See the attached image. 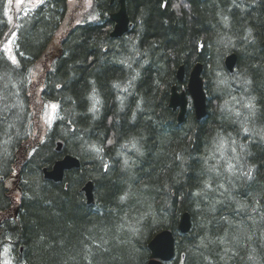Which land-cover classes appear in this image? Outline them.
I'll list each match as a JSON object with an SVG mask.
<instances>
[{
	"label": "trees",
	"instance_id": "1",
	"mask_svg": "<svg viewBox=\"0 0 264 264\" xmlns=\"http://www.w3.org/2000/svg\"><path fill=\"white\" fill-rule=\"evenodd\" d=\"M127 4L132 35L110 38L109 0H93L91 14L68 0H44L28 11L0 0V264H147L148 242L163 229L176 238L175 257L165 264H264V202H256L264 187V143H249L240 125L231 124L241 118L228 111L240 110L262 137L264 0ZM94 12L101 16L94 19ZM85 14L91 17L84 20ZM12 36L15 59L3 46ZM125 39L134 40L117 47ZM234 39L235 71L225 67L226 53L220 67L237 94L255 101L253 112L227 104L230 97L215 90L220 88L208 75L216 52ZM136 50L148 55L139 60ZM197 61L204 64L207 114L196 119L190 102L179 124L169 106L171 87L186 89L177 69L185 64L189 74ZM38 65L42 70L36 71ZM52 102L60 117L43 132L40 113ZM218 133L239 134L235 152H226L242 170L250 211L236 209L233 198L228 206L194 201L209 191L207 178L225 177L204 159ZM133 139L137 147L127 158L122 151ZM93 141L101 152L88 147ZM66 154L81 158V166L67 169L59 182L45 178L43 168ZM88 180L94 182L92 204L82 189ZM185 211L192 227L182 233Z\"/></svg>",
	"mask_w": 264,
	"mask_h": 264
},
{
	"label": "rangeland",
	"instance_id": "2",
	"mask_svg": "<svg viewBox=\"0 0 264 264\" xmlns=\"http://www.w3.org/2000/svg\"><path fill=\"white\" fill-rule=\"evenodd\" d=\"M68 1H69L70 6H80L81 7V12L88 11L91 14V11L94 10V6H92V0H68ZM43 2H44V0H9V5L10 6H12V5L17 6V10L28 11L30 8H34V7H37V6H41V4ZM85 12H83V13H85ZM85 16H87V17H84V20L86 18H90L91 17V15L88 16L87 14H85ZM92 17L95 19L94 13L92 14ZM130 34L132 35V32H130ZM125 37L127 38L128 36H125ZM110 38H117V37L110 36ZM126 40H130L131 41L133 39H125L124 41H122L121 43H119V45L117 47H121L122 45L126 44L125 43ZM232 41L233 42L229 43L231 45H228L225 48H223V49H226L224 52H222L223 49L222 50H219L217 52L220 53V55H223V54L226 53L225 54V57H226L227 52L231 51V49H233L235 47L236 48H239V47H237V44L235 43V39L232 40ZM14 44L16 45V40L14 39L13 36L7 42L3 43L4 49L11 56V59H15V57H16V54L13 55V53H12V51L14 49ZM137 52H138V54H137ZM125 53H126V51H125ZM220 55L218 56V58L216 60V64L211 69V82H214L215 85L217 84L219 86V88L221 86H225L226 85L227 89H224L225 91H222V92H224L222 95L223 96L230 97L229 99H227V104L230 103V104H234V106L239 105V106H243L244 107V104L247 102V99L245 97L240 96L239 94H237L238 91H239L238 90L239 89L238 86H235L234 84L232 85L231 83H229V79H226V77H225L226 74H225V72L220 67V66H222L221 63H220L221 60L219 58ZM134 56H136L137 58H139V60H141L143 57H146L147 54H146V51L141 53L140 50L139 51L136 50ZM224 60H225V58H224ZM210 65H209V67H210ZM39 69L42 70V68H41L40 65H38L36 67V71H38ZM209 71H210V68H209ZM230 73H233V72H230ZM220 81H224V83H221ZM184 83H186V80L183 82L182 85H184ZM212 85H214V84H212ZM214 86H212V87H214ZM215 90H219L218 87H216ZM249 90H247V91H249ZM233 98H235V99H233ZM237 101H239V103H237ZM251 101H252V103L254 105L255 104V101H253V100H251ZM54 105H57L58 107H53ZM254 107H255V105H254ZM232 109H233L232 106H230L228 108V111H231V115H233V117L236 118L237 116L235 115V111L237 109H235V110H232ZM253 111H254V108L251 109V112H253ZM59 117H60V106H59V104L58 103H54V102L48 103V104L44 105L43 108H42V111L40 113V118L38 120V124L41 125L42 131L44 132V130H48L54 124V122L59 119ZM240 118H241V120L236 119V120L232 121L231 124H234V123L236 125L239 124L240 127H241V129L243 130L244 125H246L247 123H246V120L241 115H240ZM184 122H185V120H184ZM252 129L255 132V130H257V127L256 128H252ZM258 132H260L261 134H263L262 137H259L258 138V136L260 134H258L257 131H256V133H252V132L249 131L248 134L246 133V135H247V137L249 136L250 138H253L254 140L257 137L259 141H261L262 143H264V129L263 128H260ZM232 135L233 134H229V135L226 134V135H224V133H220V134L218 133V137L217 138H219V140H220V138L223 137L225 139L226 143L223 145V147L220 148V150H217L218 147H219V144H215V143H218L219 140H217V138H216L213 141V143H212L213 144L212 146L214 148L210 146L209 147L208 154L204 156L205 157L204 159L206 160V163L209 164L208 162L212 159V161L214 162V163H212V165L215 167V170H216L217 174H220V175L223 174L224 175V173H225V177L223 176L221 179L220 178L219 179H214L212 181L209 180V178H207L206 181H207L208 184L211 185V187L209 188V191L208 192H207L206 189L204 190V193L207 192L206 196L203 193V196L198 197L197 194H195L194 191H192L191 192V195H194L195 198L198 197V198H196V200H194L196 202V204L199 205L200 202H201V200H202L203 202L201 203V205H203V204H206L207 205V204H209L211 202L210 205L213 204V205H218V206H221V205L228 206V205H225L224 204V201L226 199H228V196L233 197L234 190L236 188L233 185V184H236L235 180L238 179V181H239V178H240V180H243V173L241 172L242 170H240V168L238 167V165L234 163V160L232 158V154H230V153L227 154V152H228L227 150H231L233 148L236 149V145L234 144V141L233 140H236L237 139L236 137H238L239 134H237L238 136L237 135H233V137L231 138ZM234 136H236V137H234ZM230 140H232L233 143H229V142H231ZM254 140L249 141V143L254 142ZM91 145H95L96 148H100L101 149V147H99V145L95 141H93ZM91 145L88 146V147L91 148V150L97 152L94 148L91 147ZM224 148H225V150L223 151ZM130 149H133V147H130L129 150H127V151H124V150L122 151L124 154L127 155V158H128V154L130 153ZM118 154H119V152H118ZM96 155H97V153H96ZM207 160H208V162H207ZM229 160L235 165V169H234L233 172H228L226 170V165H227V162ZM243 163H245V161ZM242 165L243 164H241L240 166H242ZM207 167H209V166H207ZM209 168H211V167H209ZM229 173H230V175H228ZM208 175H210V173ZM250 179L253 180L252 177H250ZM12 182L13 181L8 182V185L12 186L11 185ZM214 184L216 186H215V188H212V186ZM205 188H208V187L205 186ZM241 188H242V190H241ZM241 188L238 190L239 191V194H237V195L235 194L234 197H233V199H232V202H230V203L231 204H234V205H237L239 203L240 206H238V205L235 206L236 209L237 208L238 209H241L243 206L246 205V203H247V205L249 207H252V206H250L248 204V201H246V199H247L246 198V195L247 194L246 195L244 194L245 193V191H244L245 188L243 186ZM221 190H223V192H225L224 196L218 194V192H221V194H222V191ZM251 190H252V188H251ZM263 193L264 192H262L260 190V194L259 195H261ZM220 197H221V199H218ZM222 197H223V199H222ZM217 199H218V201H217ZM258 200L260 202H264L263 199H258ZM243 201H245V202H243ZM243 204H245V205H243ZM244 211H246V210H244ZM198 222H202V217L200 215H199V218H198ZM261 233L264 234V232H262V231H261ZM5 255L8 258L9 255H10V252L6 251V254Z\"/></svg>",
	"mask_w": 264,
	"mask_h": 264
},
{
	"label": "water",
	"instance_id": "3",
	"mask_svg": "<svg viewBox=\"0 0 264 264\" xmlns=\"http://www.w3.org/2000/svg\"><path fill=\"white\" fill-rule=\"evenodd\" d=\"M115 27L112 36H121L128 30L129 17L126 6H122L119 12L113 16ZM235 57H231L226 61L227 67L230 71L234 70ZM202 64L198 62L196 64L189 83V91L178 93L176 90L173 91L172 97L174 99L175 108L180 107L179 117L183 119L187 105L189 104L188 94L193 100V105L198 119H201L207 114V93L204 90L202 79L199 78L201 75ZM180 74V73H179ZM63 142L59 141L57 150H61ZM80 160L71 155L67 154L63 158L58 159L51 168L44 167L43 174L47 179L59 182L64 179L65 171L74 167H80ZM86 195V201L88 204L95 202L94 195V182L88 180L82 187ZM18 210L16 209V214ZM192 227V217L189 212H184L179 222V229L182 233H187ZM148 247L151 251L150 259L147 264H164L165 261L171 260L175 255L176 240L174 233L171 229H163L156 233L148 243Z\"/></svg>",
	"mask_w": 264,
	"mask_h": 264
},
{
	"label": "bare ground",
	"instance_id": "4",
	"mask_svg": "<svg viewBox=\"0 0 264 264\" xmlns=\"http://www.w3.org/2000/svg\"><path fill=\"white\" fill-rule=\"evenodd\" d=\"M122 6H126V0H120V8H119V10L117 11V12H119L120 11V9L122 8ZM126 9H127V6H126ZM117 12H115V13H117ZM115 13H113L112 15H111V19L113 20V16L115 15ZM129 17V16H128ZM129 24H130V20H129ZM129 28H130V26H128V30L126 31V33H124V34H127V32H129ZM140 29V28H139ZM138 28H137V30H139ZM113 32V31H112ZM137 33V32H136ZM136 35H138V33L136 34ZM111 36V35H110ZM127 36H129V33H128V35ZM112 37H114V36H112ZM116 37V36H115ZM118 37V36H117ZM137 37V36H136ZM134 38V37H133ZM134 40V39H133ZM145 41V40H144ZM111 43V42H110ZM109 44V43H108ZM111 45V44H110ZM157 49V48H156ZM146 54L148 55V52H146ZM216 54L219 56L220 55V53H218V52H216ZM231 57H235V59H236V61H235V67H236V65H237V63H238V59H239V54H238V52H236V51H234V52H227V55H226V57H225V60H224V63H225V67L227 68V70H229L228 69V67H227V64H226V61L228 60V59H230ZM220 58V57H219ZM198 62H201V61H197L195 64H194V66L192 67V69H191V71L189 72V74H187V72H186V68H185V64H181L180 66H179V68L177 69V77H178V81L179 82H181V81H185L186 80V82H187V86H186V89H183V90H179L178 89V84H175V85H173L172 87H171V93H170V100H169V106L174 110V111H177L178 113H177V122L179 123V124H182L183 122H184V120H185V117H186V114H187V111H188V106L190 105V104H188L187 105V110H186V113H185V115H184V117H183V119H181L180 117H179V113H180V107H177V108H175V104L173 103L174 102V99H173V97H172V93H173V91L174 90H176L178 93H182V92H188L189 91V83H190V80H191V75H192V72H193V70H194V68H195V66H196V64H198ZM148 64V63H147ZM201 64H202V70H201V75L199 76V78L200 79H202V82H203V86H204V90H205V92H206V89H205V80L206 79H204L205 77H203L204 75H203V72H204V64L201 62ZM211 64V63H210ZM210 64H208V68H207V70H208V74H209V76L211 77V69L213 68V66L216 64V62L215 63H212L211 65ZM209 65H210V67H209ZM235 67H234V70L233 71H230L229 70V72H234L235 71ZM209 68H210V71H209ZM122 71V70H121ZM136 71V70H135ZM137 73V72H136ZM180 73V74H179ZM122 74V73H121ZM120 74V75H121ZM126 74V73H125ZM124 74V75H125ZM123 75V74H122ZM121 75V76H122ZM132 79V78H131ZM133 80V79H132ZM137 82V81H136ZM224 89H227V87H226V85L225 86H221L220 87V90H218L220 93H221V95L224 93V92H222V91H225ZM138 91V90H137ZM207 93V92H206ZM217 96V95H216ZM218 98V97H217ZM207 100H208V94H207ZM191 102H192V106H193V108H194V105H193V100H192V98H191ZM207 106H208V104H207ZM190 109V108H189ZM162 110V109H161ZM207 110H208V108H207ZM166 112V111H165ZM194 114H195V117H196V119H198V117H197V114H196V112H195V108H194ZM166 115V114H165ZM251 118V117H250ZM202 119V118H201ZM251 119H254V118H251ZM198 120H200V119H198ZM237 125L235 124L234 125V127H236ZM247 127L248 129H249V131L250 132H252V133H256V131L254 132V130L252 129L253 128V125H251L250 127L249 126H247V124L246 125H244V127ZM147 128V127H146ZM237 128V127H236ZM248 131V132H249ZM248 132H245L244 131V133L246 134H248ZM128 136V135H127ZM255 136V135H254ZM4 138V137H3ZM248 140H250L251 141V138L248 136V137H246ZM62 140V139H61ZM60 140V141H61ZM254 140V139H253ZM58 141V140H57ZM59 142V141H58ZM58 142H57V145H58ZM62 142V141H61ZM246 142V141H245ZM254 142H261V141H259L258 140V138L256 137V139L254 140ZM192 143V142H191ZM63 148V147H62ZM62 150V149H61ZM192 151V150H191ZM247 152V151H246ZM67 155V154H66ZM72 155V154H71ZM65 156V155H64ZM63 156V157H64ZM73 156H75V155H73ZM62 157V158H63ZM75 157H77V156H75ZM86 157H87V155H86ZM242 157V156H241ZM79 160L81 159V158H79V157H77ZM244 159V158H243ZM200 160V159H199ZM80 162H82L81 160H80ZM205 161H203V163H204ZM82 164V163H81ZM201 169H203V167H201ZM84 170V169H83ZM175 170H176V168H175ZM203 171V170H202ZM43 172V171H42ZM204 172V171H203ZM200 174V173H199ZM51 181V180H50ZM235 182H236V184H233L236 188H235V190H234V194H233V197H234V195L238 192V190L242 187H240V182L238 181V179H236L235 180ZM264 186V185H263ZM260 187V186H259ZM264 187L262 188V187H260V190L262 191V192H264ZM97 190V189H96ZM95 190V191H96ZM245 191V190H244ZM101 192V191H100ZM85 193V192H84ZM244 193V192H243ZM239 194V193H238ZM244 195V194H243ZM86 196V195H85ZM241 196V195H240ZM245 196V195H244ZM233 197H230V196H228V199H226L225 201H224V204L225 205H229V204H227V202L230 200V199H232ZM230 198V199H229ZM258 199H263L264 200V193L263 194H261V195H259V196H257V199H256V202L258 201ZM244 200V199H243ZM243 202H245V201H243ZM255 203V202H254ZM92 204V203H91ZM245 205V204H244ZM87 206V205H86ZM90 207V206H89ZM252 209V207H249L248 205H247V203H246V205L245 206H243L242 208H241V210H251ZM227 210V209H226ZM258 211V207H256L255 205H254V207H253V211L255 212V211ZM229 211H230V209H229ZM186 212H189V211H186ZM231 212V211H230ZM244 212V211H243ZM190 213V212H189ZM228 213V212H227ZM256 213V212H255ZM96 214V213H95ZM224 214H225V212H224ZM229 214V213H228ZM231 214V213H230ZM247 214V213H246ZM252 214H253V212H251V216H252ZM190 215H191V213H190ZM182 216V215H181ZM248 216V215H247ZM250 216V215H249ZM250 216V217H251ZM180 219H181V217H180ZM179 222H180V220H179ZM178 228H179V224H178ZM180 230V229H179ZM48 245V244H47Z\"/></svg>",
	"mask_w": 264,
	"mask_h": 264
},
{
	"label": "snow or ice",
	"instance_id": "5",
	"mask_svg": "<svg viewBox=\"0 0 264 264\" xmlns=\"http://www.w3.org/2000/svg\"><path fill=\"white\" fill-rule=\"evenodd\" d=\"M137 75H138V73H137ZM133 79H135V77H133ZM220 82H221V83H224V81H220ZM129 83H131V81H130ZM233 99H235V98H233ZM226 103H227V102H226ZM237 103H239V101H237ZM53 107H58V106H57V105H54ZM244 107H245V108H248V109L251 110V109L254 108V105H253V103H252L251 100H248V101L244 104ZM91 110L94 111V110H95V106H94L93 109H91ZM250 114H251V113H250ZM235 115H236L237 117H240V115H241L240 111H239V110H236V111H235ZM247 119H248V117H245V120H247ZM243 130H244L245 132H248V131H249V129H248L246 126L243 128ZM109 143H111V141H109ZM225 143H226L225 139H224L223 137H221V138H220V141H219V147H218L217 150H220V148L223 147V145H224ZM91 147L94 148L97 152L102 151V149H100V148H96L95 145H91ZM131 147H133V148H136V147H137L135 139H133V141L131 142ZM137 151H139L138 148H137ZM232 151L235 152V148H233ZM222 155H223V154H222ZM236 158L239 159L238 156H237ZM124 164H125L126 166L128 165V159H127V158H125V160H124ZM105 167H107V165H106ZM234 169H235V165L229 160V161L227 162V165H226V170H227L228 172H233ZM212 170H215V167H213ZM205 186L208 187V188L211 187V185L208 184L207 182H205ZM126 197H127V193H125L124 196H121L120 199H121V200H124ZM133 231H135V229H133Z\"/></svg>",
	"mask_w": 264,
	"mask_h": 264
},
{
	"label": "flooded vegetation",
	"instance_id": "6",
	"mask_svg": "<svg viewBox=\"0 0 264 264\" xmlns=\"http://www.w3.org/2000/svg\"><path fill=\"white\" fill-rule=\"evenodd\" d=\"M127 1H128V0H126V6H127V13H128L129 20H130V24H129V26H130V28H129V35H130V32H132V30H133V20H132V16L130 15V11L128 10L129 8H128ZM92 3H93V0H92ZM41 5H43V3H42ZM109 5H112V6H113V8H112L113 10H111V11L109 12V16H110V20H111V24H109V27L111 26V29H110V31H109V34L111 35V32L114 30V27H115V22L111 19V15L119 10V8H120V0H109ZM116 5H117V6H116ZM98 14L101 16L100 12H99V13L94 12L95 18L98 16ZM100 18H101V17H100ZM100 18H98V20H99ZM127 34H128V33H127ZM127 34H123V35L118 36V37H122V36L125 37V36H127ZM111 36H112V35H111ZM114 37H115V36H114ZM118 37H117V38H118Z\"/></svg>",
	"mask_w": 264,
	"mask_h": 264
}]
</instances>
